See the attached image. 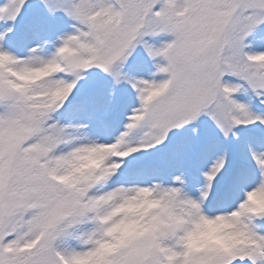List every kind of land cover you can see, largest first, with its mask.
<instances>
[{"label":"snow or ice","instance_id":"6c2138e0","mask_svg":"<svg viewBox=\"0 0 264 264\" xmlns=\"http://www.w3.org/2000/svg\"><path fill=\"white\" fill-rule=\"evenodd\" d=\"M261 196L264 0L0 3V264H264Z\"/></svg>","mask_w":264,"mask_h":264},{"label":"clouds","instance_id":"9594fccd","mask_svg":"<svg viewBox=\"0 0 264 264\" xmlns=\"http://www.w3.org/2000/svg\"><path fill=\"white\" fill-rule=\"evenodd\" d=\"M36 75H39V73ZM259 199L264 202V196ZM232 239V225L226 221H214L200 224L190 237V243L193 246L208 244L227 245L232 242Z\"/></svg>","mask_w":264,"mask_h":264},{"label":"rangeland","instance_id":"374dc122","mask_svg":"<svg viewBox=\"0 0 264 264\" xmlns=\"http://www.w3.org/2000/svg\"><path fill=\"white\" fill-rule=\"evenodd\" d=\"M3 0H0V3H2ZM51 26L56 28V27H61L63 26V22L61 21H58V20H53L50 22ZM143 55V51H142V48L141 49H138L137 53L134 54V57L136 56H142ZM209 136L213 134V130L212 129H209Z\"/></svg>","mask_w":264,"mask_h":264},{"label":"trees","instance_id":"16d2710c","mask_svg":"<svg viewBox=\"0 0 264 264\" xmlns=\"http://www.w3.org/2000/svg\"><path fill=\"white\" fill-rule=\"evenodd\" d=\"M165 38H166V37H161L160 39H165ZM208 131H209V129H207V130L205 131V134H206V135H208V134H209V132H208Z\"/></svg>","mask_w":264,"mask_h":264}]
</instances>
